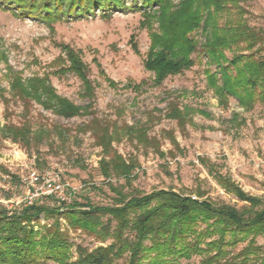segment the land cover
<instances>
[{"label":"trees","instance_id":"obj_1","mask_svg":"<svg viewBox=\"0 0 264 264\" xmlns=\"http://www.w3.org/2000/svg\"><path fill=\"white\" fill-rule=\"evenodd\" d=\"M244 1L247 0H0V7L46 21L80 18L97 11L108 17L116 10H139L151 37L145 67L154 73L153 85L161 86L168 76L190 69L196 55L206 59V83L221 105L227 106L234 97L241 106L252 109L256 103H264V31L245 18ZM63 51L66 57L59 59L61 67L56 72L78 76L83 87L81 95L89 102L80 105L60 95L47 74L24 79L20 72L10 69L11 95L22 102L26 119L21 125L0 123V135L30 147L34 134L27 115L34 102L67 119L92 116L78 130L91 132L102 148L100 173L108 191L94 182L91 188L106 193L112 202L95 204L89 190L84 189L79 192L81 199L64 210L52 197L53 204L43 199L20 210L0 203V264H115L125 255L127 264H264V244L257 241L264 236V197L245 191L209 158L200 156L199 161L227 192L244 202L242 206L204 198L201 191L198 198L173 188L148 193L130 191L138 161L127 160L114 148V141L129 134L146 146L156 141L153 147L161 152L159 142L148 136L146 128L119 125L99 117L93 109L97 86L89 65L79 51L66 45ZM106 80L116 85L112 79ZM149 84L141 80L130 86L141 93ZM0 96L7 104L1 81ZM193 111L189 105L180 108L171 101L167 116L185 126ZM168 135L178 146L173 134ZM3 171L7 170L0 163V172ZM112 178L124 182L113 183ZM62 219L68 229H63ZM112 222H116L114 226ZM69 229H81L102 242L109 237L113 240L93 249L78 245L77 257L72 260ZM241 243L244 245L238 247ZM193 257L198 261H191ZM181 258L189 261L182 263Z\"/></svg>","mask_w":264,"mask_h":264},{"label":"rangeland","instance_id":"obj_2","mask_svg":"<svg viewBox=\"0 0 264 264\" xmlns=\"http://www.w3.org/2000/svg\"><path fill=\"white\" fill-rule=\"evenodd\" d=\"M242 5L249 24L264 31V0H247ZM143 21L141 11L131 9L116 10L108 17L97 11L95 15L80 18L46 21L0 7V81L3 94L9 100L6 104L0 96V123L9 121L21 125L26 119L22 102L11 95L10 69L20 72L24 79L47 74L60 95L80 105L89 102L81 95L83 87L78 76L56 72L61 67L59 59L66 57L63 51L66 45L79 51L90 67V76L97 86L93 104L96 114L119 125L146 128L148 136L159 142L161 152L153 147L156 141L146 146L129 134L114 141V148L127 160L138 161L137 177L130 191L148 193L173 188L197 198L201 191L204 198L242 206L244 202L227 192L200 163L199 157L204 156L215 162L222 173H229L245 191L264 197V103L246 109L231 97L227 106L221 105L206 83V59L196 55V63L190 69L168 76L161 86L153 85L154 73L145 67L151 37ZM107 78L116 85H110ZM141 80L150 84L146 91L138 93L130 83ZM171 101L180 108L185 105L194 108L191 121L185 126L167 116ZM27 116L34 134L30 147L0 135V163L7 170L0 172V203L14 210L24 207L13 203L19 202L22 188L19 192H8L3 187V178L19 177L31 167L61 169L66 181L79 188L77 199H81L79 192L88 189L95 204L111 203L112 198L106 193L91 188L94 182L108 191L100 173L102 148L91 132L78 130L92 116L67 119L44 110L35 102ZM168 134H173L178 146ZM111 181L124 182L117 178ZM44 200L53 204L52 198ZM40 220L46 221L44 216ZM115 223L112 222L113 226ZM62 227L68 229L64 219ZM69 235L73 242L72 260L77 257L78 245L93 249L113 240L109 237L102 242L81 229H69ZM257 241L264 244V236H259ZM127 258L125 255L115 264H127ZM198 259L193 257L191 261ZM180 261L189 260L181 258Z\"/></svg>","mask_w":264,"mask_h":264},{"label":"built area","instance_id":"obj_3","mask_svg":"<svg viewBox=\"0 0 264 264\" xmlns=\"http://www.w3.org/2000/svg\"><path fill=\"white\" fill-rule=\"evenodd\" d=\"M3 187L10 193L19 192L22 188L19 202H13L17 206L32 205L52 197L62 210L75 202L79 190L77 186L66 181L61 169L38 170L34 167L21 174L19 179L13 175L5 176Z\"/></svg>","mask_w":264,"mask_h":264}]
</instances>
